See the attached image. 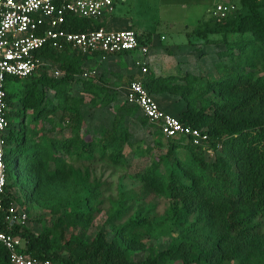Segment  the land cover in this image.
<instances>
[{
	"label": "rangeland",
	"instance_id": "obj_1",
	"mask_svg": "<svg viewBox=\"0 0 264 264\" xmlns=\"http://www.w3.org/2000/svg\"><path fill=\"white\" fill-rule=\"evenodd\" d=\"M216 1L117 0L107 17L114 24L129 22L147 46L145 54L97 56L72 49L43 57L32 76L6 84L11 97L7 127H23L24 145L36 152L16 161V176L6 189L16 208L27 213L20 228L34 233L53 229L54 250L63 257L78 246L90 247L102 233L133 262L181 239L197 256L202 241L220 234L216 214L204 206L186 213L183 201L163 188L171 175L188 182L192 170L210 177L208 171L193 162L182 144L169 152L172 141L124 97L126 84L136 79L152 92L160 90L156 99L165 110L173 107L175 112H169L174 115H210L223 102L210 82L236 73L264 75V42L249 31L233 30L249 11L237 1L234 12L220 17L213 13ZM256 1L264 15V0ZM233 19L232 26L222 27ZM67 63L71 78L63 81ZM53 66L61 76L52 74ZM42 74L45 79L33 82ZM113 137L121 139L117 155L110 145ZM202 155L211 162L225 157V151L220 142ZM177 159L192 170L179 167ZM247 227L249 251L224 258L222 264H264V217H254ZM159 261L185 264L178 258Z\"/></svg>",
	"mask_w": 264,
	"mask_h": 264
},
{
	"label": "trees",
	"instance_id": "obj_2",
	"mask_svg": "<svg viewBox=\"0 0 264 264\" xmlns=\"http://www.w3.org/2000/svg\"><path fill=\"white\" fill-rule=\"evenodd\" d=\"M233 1L235 3L238 1L239 5L249 11L248 14L239 16L233 30L249 31L255 38L264 42V15L257 10V1ZM223 22L222 27H226L232 26L235 20ZM100 26L104 24L83 17L67 16L65 22V27L73 31H85ZM218 28V24L215 25L210 33L216 32ZM69 50H72L70 46H65L61 52L45 47L38 51V55L49 57ZM67 65L68 63L64 66L68 71L63 81L71 78ZM42 78L45 79L43 74L33 82H40ZM144 85L153 95L161 92L160 90L152 92L146 84ZM216 85L218 87H215ZM209 86L216 89L223 100L215 104L213 113L207 115L204 111H186L178 117L185 124L205 128L209 135L208 146L212 149L221 142L225 157L217 156L213 161L206 162L202 155L205 151L201 147L171 138L169 140L172 141V145L168 151L172 152L182 144L188 148L193 162L208 171L210 177L204 172L196 173L177 159L179 167L187 171L192 170L191 177L188 182H184L171 175L163 187L168 196L183 201L182 208L186 213L196 212L198 206H204L221 219L220 234L208 240L209 242L202 241L197 256L192 255L191 244L181 239L175 246L157 255H148L142 261L133 262L124 256L120 244L107 242L104 235L98 233L90 247L78 246L75 253L70 252L67 257H63L54 250V241L50 237L53 229L48 228L43 233H34L18 225H13L9 229L6 224L1 223L2 214H0V227L22 239L20 251L25 255L39 259L49 258L57 264H162L159 257L178 258L185 264H222L224 258H236L245 250L249 251L247 232L250 229L247 225L256 216L264 217V75L253 78L249 74L236 73L231 77L212 81ZM6 100L9 106L11 97L8 91ZM155 129L158 131L157 128ZM158 133L160 134L159 131ZM223 134L225 138L222 140ZM4 138L7 177L4 204L7 206L12 201V196L6 189L10 185L9 178L16 176L14 173L16 161L33 158L36 152H29L28 147L24 145L23 127L18 129L7 127ZM110 145L117 155L116 151H119L121 139L113 137ZM232 233L234 235H231ZM0 264H11L8 252L2 245H0Z\"/></svg>",
	"mask_w": 264,
	"mask_h": 264
},
{
	"label": "built area",
	"instance_id": "obj_3",
	"mask_svg": "<svg viewBox=\"0 0 264 264\" xmlns=\"http://www.w3.org/2000/svg\"><path fill=\"white\" fill-rule=\"evenodd\" d=\"M117 0H0V214L7 228L25 223L27 213L19 211L13 202L4 204L7 182L4 148L7 132L8 104L6 84L10 80L32 76L44 64L38 55L41 48L61 52L65 46L89 55L145 54L147 46L140 33L132 28L112 29L100 26L85 31L65 27L67 16L83 17L103 23ZM233 0H217L213 13L224 17L233 12ZM52 74L61 76L58 66ZM84 76L90 75L85 72ZM125 100L137 107L142 116L167 139H180L210 151L209 135L205 128L183 123L177 115L163 109L155 96L140 80L129 81L124 90ZM22 239L0 227V245L8 252L11 264H57L49 258L39 259L20 251Z\"/></svg>",
	"mask_w": 264,
	"mask_h": 264
},
{
	"label": "crops",
	"instance_id": "obj_4",
	"mask_svg": "<svg viewBox=\"0 0 264 264\" xmlns=\"http://www.w3.org/2000/svg\"><path fill=\"white\" fill-rule=\"evenodd\" d=\"M115 20L113 19V18H111V17H105L104 18V21H103V24L105 25V27H108V28H112V29H124V28H128L129 27V22H123V24H114V23H116V22H114ZM115 27H118V28H115ZM185 52H190V51H187V50H185L184 51V53ZM15 81H18V80H10V81H8L9 83H11V84H13ZM156 95H160V94H154V96H155V98H156ZM158 101V100H157ZM159 102V101H158ZM160 104V103H159ZM161 105V104H160ZM161 107H163V106H161ZM168 108V107H167ZM166 110H168V111H173L174 110V108L173 107H169L168 109H166ZM173 112H175V111H173Z\"/></svg>",
	"mask_w": 264,
	"mask_h": 264
}]
</instances>
